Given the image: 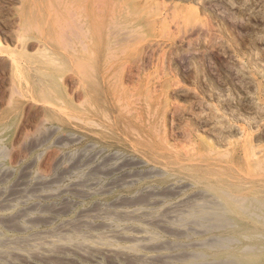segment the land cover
I'll list each match as a JSON object with an SVG mask.
<instances>
[{
  "label": "rangeland",
  "instance_id": "1",
  "mask_svg": "<svg viewBox=\"0 0 264 264\" xmlns=\"http://www.w3.org/2000/svg\"><path fill=\"white\" fill-rule=\"evenodd\" d=\"M128 137L155 153L148 164L140 154L131 172L179 160L184 181L203 184L183 188L199 206L156 228L147 258L129 253L121 264H264V0H0L7 188L22 168L47 177L82 155L139 157ZM172 173L102 199L137 197L150 185L167 196ZM3 219V232L22 234L17 219Z\"/></svg>",
  "mask_w": 264,
  "mask_h": 264
},
{
  "label": "bare ground",
  "instance_id": "2",
  "mask_svg": "<svg viewBox=\"0 0 264 264\" xmlns=\"http://www.w3.org/2000/svg\"><path fill=\"white\" fill-rule=\"evenodd\" d=\"M97 124L101 130L107 131L106 133L121 135L118 126L114 124L112 126L102 121ZM125 143L129 151L138 154L140 159L133 155L129 160H125L116 152L107 158H100L98 152L80 155L81 157L72 161L67 168L64 167L66 169L56 176L36 177L22 168L21 174L16 177L10 188H7L5 183L11 178L13 169L10 172L0 168V222H3L4 217L17 219L15 227L22 232L21 235L14 236L0 228V264H51L52 260L60 264H100L106 259L112 264H121L124 262V256L129 253L141 259L145 256L147 258L144 249L151 247L148 239L153 231L172 225L193 207L199 206V198L195 194L182 192L187 184L198 187L203 184V180L202 177H197L188 179V182L184 181V176L189 177L180 169L188 165L179 160L167 163L170 166L166 163L151 164L150 169L143 174L131 172L128 166L137 165L142 154L145 158L141 163L144 161L148 164L154 159L155 153L151 145L138 138H125ZM168 170H174L178 175L167 187L171 189L172 194L167 193L165 196L159 191L160 187L150 185L141 190L140 194L145 196L142 200L141 195L123 198L115 196L111 201L102 199L116 188L130 186L143 179L158 178ZM191 171L194 173L193 169ZM80 172L82 175L78 176ZM171 195H176V199L167 201ZM88 198L94 199L95 203L83 206V202ZM157 209H160L159 213L155 214ZM186 228L190 230L192 226ZM6 229L10 230L9 226ZM137 246L138 248H134ZM167 264L174 263L168 261Z\"/></svg>",
  "mask_w": 264,
  "mask_h": 264
}]
</instances>
